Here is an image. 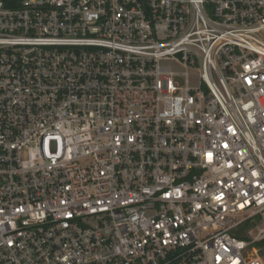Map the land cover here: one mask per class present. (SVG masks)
Listing matches in <instances>:
<instances>
[{"label":"built area","instance_id":"1","mask_svg":"<svg viewBox=\"0 0 264 264\" xmlns=\"http://www.w3.org/2000/svg\"><path fill=\"white\" fill-rule=\"evenodd\" d=\"M0 264H264V0H0Z\"/></svg>","mask_w":264,"mask_h":264},{"label":"rangeland","instance_id":"2","mask_svg":"<svg viewBox=\"0 0 264 264\" xmlns=\"http://www.w3.org/2000/svg\"><path fill=\"white\" fill-rule=\"evenodd\" d=\"M162 65L170 67L172 72L176 75H180V74L185 73V70L183 69V67H181L180 65H178L174 62L162 63ZM186 78H187V83H188L189 87L197 88L199 86L198 78H197L196 74L189 72L188 75L186 76Z\"/></svg>","mask_w":264,"mask_h":264},{"label":"trees","instance_id":"3","mask_svg":"<svg viewBox=\"0 0 264 264\" xmlns=\"http://www.w3.org/2000/svg\"><path fill=\"white\" fill-rule=\"evenodd\" d=\"M21 0H2L5 7L7 8H16Z\"/></svg>","mask_w":264,"mask_h":264}]
</instances>
